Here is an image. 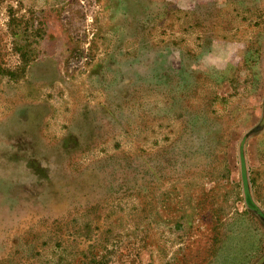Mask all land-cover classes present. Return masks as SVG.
I'll return each mask as SVG.
<instances>
[{
  "label": "rangeland",
  "instance_id": "rangeland-1",
  "mask_svg": "<svg viewBox=\"0 0 264 264\" xmlns=\"http://www.w3.org/2000/svg\"><path fill=\"white\" fill-rule=\"evenodd\" d=\"M0 65V264H264V0H0Z\"/></svg>",
  "mask_w": 264,
  "mask_h": 264
},
{
  "label": "trees",
  "instance_id": "trees-1",
  "mask_svg": "<svg viewBox=\"0 0 264 264\" xmlns=\"http://www.w3.org/2000/svg\"><path fill=\"white\" fill-rule=\"evenodd\" d=\"M23 58V60H22ZM25 58H24V55H22V57L20 56V63L18 65V67L16 68V71L17 73H22L24 74L26 72V69L28 67V62L27 61H24ZM14 72H12V70H9V69H5V67L2 65H0V76H10V77H13L14 76Z\"/></svg>",
  "mask_w": 264,
  "mask_h": 264
}]
</instances>
